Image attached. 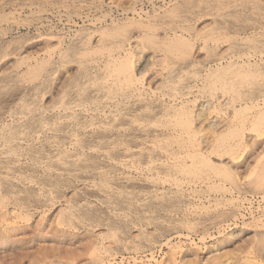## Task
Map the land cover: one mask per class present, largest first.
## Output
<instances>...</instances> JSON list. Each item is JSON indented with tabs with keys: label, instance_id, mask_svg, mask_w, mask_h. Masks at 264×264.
Instances as JSON below:
<instances>
[{
	"label": "rangeland",
	"instance_id": "1",
	"mask_svg": "<svg viewBox=\"0 0 264 264\" xmlns=\"http://www.w3.org/2000/svg\"><path fill=\"white\" fill-rule=\"evenodd\" d=\"M173 1L0 0V264H264V200H253L264 196V123L253 119L264 87L240 77L264 74V0ZM133 15L155 29L104 37ZM177 24L195 62L144 38L174 39ZM212 31L217 54L203 47ZM112 56H128L140 80L126 96ZM252 91L255 104L233 112ZM184 112L193 143L166 126ZM202 153L233 179L204 168Z\"/></svg>",
	"mask_w": 264,
	"mask_h": 264
},
{
	"label": "bare ground",
	"instance_id": "2",
	"mask_svg": "<svg viewBox=\"0 0 264 264\" xmlns=\"http://www.w3.org/2000/svg\"><path fill=\"white\" fill-rule=\"evenodd\" d=\"M150 1V0H149ZM170 1H172V2H174L173 0H170ZM219 1V0H218ZM222 1V0H221ZM61 2V1H60ZM143 2V1H142ZM177 2V1H176ZM176 2H175V4H176ZM227 2H228V0H227ZM135 3V5L136 4H138V3H136V2H134ZM171 3V2H170ZM173 4V3H172ZM174 4V5H175ZM264 4V3H263ZM106 5V4H105ZM177 5V4H176ZM220 5H222V4H220ZM224 5V4H223ZM222 5V6H223ZM112 6V5H111ZM179 6H182L181 4L179 5ZM132 7V6H131ZM162 7V6H161ZM177 7V6H176ZM218 7V6H217ZM256 7V6H255ZM43 8H44V6H43ZM159 8V7H158ZM211 8V7H210ZM260 8V7H259ZM122 9V8H121ZM128 9H130V8H128ZM206 9H208V7L206 8ZM258 9V8H257ZM262 9V8H261ZM45 10V9H44ZM141 10H142V8H141ZM175 9H170V11L169 12H172V11H174ZM219 10V9H218ZM11 11V10H10ZM128 11H133V13H136L137 12V10L135 9V7H132L130 10H128ZM196 11V10H195ZM208 11V10H207ZM206 11V12H207ZM233 11V10H232ZM63 12V11H62ZM126 13H127V11H125ZM200 12V11H199ZM174 13H175V11H174ZM208 13V12H207ZM13 14V13H12ZM138 14H139V12H138ZM147 14V13H146ZM209 14V13H208ZM213 14V13H212ZM244 14V13H243ZM110 15V14H109ZM148 15V14H147ZM251 15V14H250ZM70 16V15H69ZM107 16V15H106ZM154 16V15H153ZM68 17V16H67ZM80 17V16H79ZM135 16L133 15V17H128V19H127V21L126 22H124V23H118V24H116V25H112V26H107V27H105L104 29H102V32H103V35H104V37H107V38H111V37H115L116 35H120V34H124V32L126 31V29L129 27V26H131V25H137L138 27H141L145 32H147V31H149V30H154L155 29V27H156V25H157V23H152V22H148L147 21V23L146 22H144V21H142V20H137L136 18H134ZM148 17V16H147ZM155 17V16H154ZM198 17H200V16H198ZM261 17V16H260ZM112 18V17H111ZM201 18V17H200ZM231 18H234V16L233 17H231ZM246 18V17H245ZM2 19V18H1ZM87 19V18H86ZM122 19V18H121ZM243 20V19H242ZM245 20V19H244ZM146 21V20H145ZM18 22V21H17ZM209 22V21H208ZM238 22V21H237ZM114 23V22H113ZM230 23V22H229ZM246 23V22H245ZM261 23V22H260ZM76 24H78V23H76ZM225 24V23H224ZM224 24H222V25H224ZM249 24V23H248ZM259 24V23H258ZM161 25V24H160ZM254 25H255V23H254ZM257 25V24H256ZM226 26V25H225ZM236 26H238V25H236ZM247 26V25H246ZM263 26H264V24H263ZM51 27V26H50ZM178 27V24L176 25V26H174L173 25V30H174V32L175 33H173V34H175V40L174 39H172V38H170V36L168 37V40H160L158 37H157V35L155 34V33H151V34H147V35H145L144 36V38L146 39V40H148V41H151L153 44H155L156 46H155V48H159V49H162L163 51H165V53H166V55H167V58L170 60V61H174L173 59L175 58H180V57H186V56H188V58H190L191 60V63L192 62H195V60H197V59H195L198 55L196 54V50H195V45H194V43L192 42V41H190L189 39H187L186 37H180L178 34H177V30H176V28ZM171 28V27H170ZM214 28V27H213ZM246 28V27H245ZM252 28H254V26L252 27ZM263 28V27H262ZM6 29V28H5ZM223 29H224V27H223ZM172 30V31H173ZM187 30V29H186ZM213 30V29H212ZM217 30V29H216ZM220 30V29H219ZM252 30V29H251ZM236 31V30H235ZM49 32V31H48ZM150 32V31H149ZM148 32V33H149ZM153 32V31H152ZM222 32V31H221ZM51 33V32H50ZM216 33H218L217 31H212L211 32V36H209V38H206L205 40H204V49L206 48V49H208L207 47H211V48H209V50H213V47L211 46V45H209L208 46V44L210 43L209 41H213L212 43H214V42H219V40H220V38L218 37V36H215V34ZM263 33V32H262ZM146 34V33H145ZM219 34H221V33H219ZM207 35H208V33H207ZM244 35V34H243ZM192 37V36H191ZM237 37V36H236ZM241 37V36H240ZM246 37V36H245ZM127 38H128V36H124V38L122 39V40H120V41H118L117 42V40H116V43H113V44H108L107 42H105V45H103V48H102V50L100 51V52H105V51H107V52H109L111 55H112V52H113V49L114 48H122L123 46H124V42H125V40H127ZM249 38H250V36H249ZM258 38V37H257ZM131 39V38H130ZM222 39V38H221ZM230 39H232V38H230ZM247 39H248V37H247ZM108 40V39H107ZM129 41V40H128ZM199 41V40H198ZM250 41V40H249ZM115 42V41H114ZM209 42V43H208ZM234 42V41H233ZM216 44V43H215ZM247 45V44H246ZM256 46V45H255ZM254 46V48H256ZM234 47V46H233ZM259 47V46H258ZM128 48V47H127ZM263 48V47H262ZM93 49V48H92ZM258 49H261L260 47L258 48ZM122 50V49H121ZM120 50V51H121ZM125 50V48L123 49V51ZM139 50V49H138ZM135 51V50H134ZM137 51V50H136ZM198 51V50H197ZM214 52H215V50H213ZM254 51V50H253ZM261 51V50H260ZM142 52V51H141ZM208 52H210V51H208ZM217 52V51H216ZM215 52V53H216ZM228 52V51H227ZM226 52V53H227ZM257 52V51H256ZM94 53V52H93ZM120 53V52H119ZM198 53V52H197ZM214 53V54H215ZM233 53V52H232ZM258 54H259V51L257 52ZM92 53L90 52V51H88V50H84L82 53H81V57H85V56H90ZM114 54V53H113ZM128 54V53H127ZM161 54V53H160ZM195 54L197 55V56H195ZM217 54V53H216ZM229 54V53H228ZM260 54H261V52H260ZM61 56H63V57H65V54L64 53H62L61 52V54H60ZM111 55H109V56H111ZM209 55H210V53H209ZM212 55V54H211ZM257 55V54H256ZM129 56V55H128ZM128 56H124V57H115V56H112L111 57V59L109 60V66L111 65V70H110V76H112L113 78H114V82H115V85H117V87H119L120 89H121V91H122V94L124 95V96H126L127 94H128V90H127V88H129V87H132V86H134V85H136L137 83H138V81H140L139 80V78L136 76V74L134 73V71H133V66H132V63H131V61H130V58L128 57ZM214 56H216V55H214ZM170 57V58H169ZM240 57V56H239ZM137 58H139V57H137ZM210 58V57H209ZM261 58V57H260ZM161 59V58H160ZM211 59V58H210ZM213 59V58H212ZM221 59V58H220ZM189 60V59H188ZM218 60V59H217ZM233 60V59H232ZM48 61V60H47ZM46 61V62H47ZM153 61V60H152ZM178 61V60H177ZM209 61H211V60H209ZM234 61V60H233ZM237 61V60H236ZM51 62V61H50ZM107 62V61H106ZM99 63V62H98ZM108 63V62H107ZM190 63V62H189ZM199 63V62H198ZM211 63H213V62H211ZM215 63V62H214ZM137 64V63H136ZM194 64V63H193ZM233 64V63H232ZM55 65V64H54ZM104 65V64H103ZM215 65H216V63H215ZM221 65V64H220ZM234 65V64H233ZM48 66V65H47ZM247 66V65H246ZM45 67V66H44ZM64 67V66H63ZM155 67V66H154ZM205 67V66H204ZM220 67V66H219ZM157 68V67H156ZM209 68H211V67H209ZM209 68H207V69H209ZM212 68H213V66H212ZM211 68V69H212ZM215 68V67H214ZM250 68V67H249ZM41 69H42V67H41ZM47 69V68H46ZM52 69V68H51ZM61 69V68H60ZM86 69V68H85ZM206 69V70H207ZM222 69H224V67H222L221 66V68H220V71L222 70ZM261 69V68H260ZM137 70V69H136ZM214 70V69H213ZM219 70V69H218ZM250 70V69H249ZM252 70V69H251ZM259 70V69H258ZM210 69L205 73L204 71V73H205V75L204 76H202V81L203 80H206L207 79V77H209L210 76ZM242 71V70H241ZM253 71V70H252ZM256 71V70H255ZM58 72V71H57ZM156 72V71H155ZM200 72V71H199ZM216 72H219V71H217L216 70ZM45 73V72H44ZM151 73V72H150ZM160 73V72H159ZM203 73V74H204ZM239 73V72H238ZM168 74V73H167ZM195 74V73H194ZM193 74V75H194ZM197 74V73H196ZM195 74V75H196ZM216 74V73H215ZM218 74V73H217ZM85 75V74H84ZM172 75H174V74H172ZM178 75V74H177ZM187 75V74H186ZM190 76V75H189ZM197 76V75H196ZM236 76V75H235ZM103 77V76H102ZM199 77V76H198ZM230 77V76H229ZM228 77V78H229ZM240 77H241V79L243 80V81H246V83L248 82L249 84H252V85H255L256 84V82H259V81H262V82H260V85L262 86V87H264V74H262V73H259L258 74V72L257 73H248V72H241V74H240ZM240 77H238L239 79H240ZM113 78H112V80H113ZM157 78V77H156ZM213 78V77H212ZM226 78V77H225ZM235 78V77H234ZM172 79H174V77L172 78ZM209 79V78H208ZM211 79V78H210ZM93 80V79H92ZM153 80V79H152ZM165 80V79H164ZM168 80L169 79H167V80H165V82H168ZM188 80V79H187ZM190 80V79H189ZM224 80V79H223ZM229 80V79H228ZM231 80V79H230ZM154 81V80H153ZM201 81V80H200ZM209 82H211L210 80H209ZM214 82V81H213ZM238 82V81H237ZM169 83H171V87H172V89H177V84L175 83V81H169ZM190 83V82H189ZM204 83V82H203ZM225 83V82H224ZM239 83V82H238ZM245 83V82H244ZM245 83V84H246ZM206 84V83H205ZM214 84H215V82H214ZM236 84V83H235ZM100 85V84H99ZM144 85V84H143ZM179 85V84H178ZM257 85V84H256ZM259 85V84H258ZM158 86V85H157ZM189 86V85H188ZM211 86V85H210ZM218 86V85H217ZM235 86V85H234ZM243 86H245V85H243ZM250 86V85H249ZM209 87V86H208ZM259 87V86H258ZM257 87V88H258ZM79 88V87H78ZM83 88V87H82ZM143 88V87H142ZM207 88V87H206ZM215 88V87H214ZM255 88V87H254ZM183 89V88H182ZM187 89V88H186ZM189 89V88H188ZM208 89H210V88H208ZM239 89V88H238ZM108 90V89H107ZM118 90V89H117ZM144 90V89H143ZM152 90V89H151ZM156 90V89H155ZM257 93H258V91L256 90V88L254 89ZM158 91V90H157ZM213 91V90H212ZM211 91V92H212ZM236 91V90H235ZM142 92V91H141ZM148 92V91H147ZM236 92H238V91H236ZM251 92V91H250ZM121 93V92H120ZM181 93V92H180ZM208 93V92H207ZM214 93V92H213ZM247 93V92H246ZM119 94V93H118ZM179 94V93H178ZM183 94V93H182ZM239 94V93H238ZM252 95H247L248 97V101H247V98L246 97H244L246 94L245 93H243V97H240L239 99H237V101L235 100V102L236 103H238L239 102V104H240V102L241 103H243V101L245 102V103H247V106H243L242 105V107L239 109V108H237L236 106H235V108H233L234 110H233V112H235V113H239V112H243L244 110L245 111H247L249 108H248V106H249V104H255V100H256V96H255V94L253 95V91H252V93H251ZM260 94V93H259ZM142 95V94H141ZM176 95V94H175ZM174 95V96H175ZM113 96V95H112ZM118 96V95H117ZM150 96V95H149ZM232 96V95H231ZM241 96H242V94H241ZM143 97V96H142ZM154 97V96H153ZM157 97H158V95H157ZM176 97V96H175ZM237 97H238V95H237ZM258 97V96H257ZM262 97V96H261ZM144 98V97H143ZM140 99V98H139ZM191 99V98H190ZM213 100V99H212ZM85 101V100H84ZM96 101V100H95ZM123 101V100H122ZM225 101H226V99H225ZM263 101V100H262ZM97 102V101H96ZM101 103V102H100ZM123 103V102H122ZM205 103V102H204ZM244 103V105H246ZM93 104H94V102H93ZM142 104H144V103H142ZM85 105V104H84ZM137 105V104H136ZM208 105V104H207ZM251 105V106H252ZM83 106V105H82ZM125 106V105H124ZM210 106V105H209ZM229 106V105H228ZM233 106V105H232ZM241 106V105H240ZM255 106V105H254ZM257 106H258V104H257ZM117 107V106H116ZM224 107V106H223ZM230 107V106H229ZM234 107V106H233ZM101 108V107H100ZM106 108V107H105ZM256 108V107H255ZM254 108V109H255ZM49 109V108H48ZM95 109V108H94ZM93 109V110H94ZM186 109V108H185ZM216 109H218V108H216ZM109 110V109H108ZM188 110V109H187ZM111 111V110H110ZM120 111V110H119ZM231 111V110H230ZM250 111H252V110H250ZM93 112V111H92ZM182 112V111H181ZM219 112V111H218ZM256 114L254 115L255 116V118H253V119H255V121H256V123H255V128H259L263 123H264V107H263V109H261V110H255L254 111ZM104 113V112H103ZM113 113V112H112ZM199 113V112H198ZM253 113V112H252ZM48 114V113H47ZM129 114V113H128ZM173 114V113H172ZM244 114V113H243ZM243 114H241V115H243ZM247 114H249V113H247ZM99 115V114H98ZM182 115H186V116H181L178 120H175V119H170L169 120V122H167V124H166V126L167 127H169V128H171V127H176V126H181L182 128H183V130L186 132V134H187V136H188V138H189V140L187 141L188 143L190 142V143H193L194 142V136H195V129H194V127H193V121H191V118L189 117V115H188V113L187 112H184ZM239 115V114H238ZM246 115V114H245ZM245 115H243V117H245V119H247L246 117L247 116H245ZM176 116H179V115H176ZM196 116V115H195ZM27 117V116H26ZM85 117V116H84ZM104 117V116H103ZM200 117V116H199ZM222 117V116H221ZM239 117V116H238ZM242 117V118H243ZM113 118V117H112ZM193 118V117H192ZM235 118H236V115H235ZM198 119V118H197ZM226 119V118H225ZM245 119H243L244 121H245ZM200 120V119H199ZM242 120V121H243ZM250 119L248 118V120L247 121H245V122H242V125H243V127H245V126H248L247 124H249L248 123V121H249ZM79 121V120H78ZM223 121V120H222ZM236 121V120H235ZM165 122V121H164ZM217 122V121H216ZM250 122V121H249ZM253 122V121H252ZM27 123V122H26ZM54 123V122H53ZM197 123V122H196ZM200 123H201V121H200ZM222 123V122H221ZM241 123V122H240ZM214 124V123H213ZM220 124V123H219ZM218 124V125H219ZM235 125H237V124H234V126ZM241 125V124H240ZM250 125V124H249ZM63 126V125H62ZM108 126V125H107ZM110 126V125H109ZM112 126V125H111ZM114 126V125H113ZM112 126V127H113ZM116 126V125H115ZM57 127H59V126H57ZM65 127V126H64ZM156 127V126H155ZM203 127H205V126H203ZM240 127V126H239ZM249 127H251V125L249 126ZM248 127V128H249ZM3 128V127H2ZM62 128V127H61ZM98 128V127H97ZM96 128V129H97ZM105 128V127H104ZM103 128V129H104ZM206 128V127H205ZM233 128V127H232ZM235 128V127H234ZM247 128V129H248ZM1 129V128H0ZM58 129V128H57ZM91 129V128H90ZM107 129V128H106ZM177 129V128H176ZM181 129V128H180ZM112 130V129H111ZM110 130V131H111ZM120 130V129H119ZM211 130V129H210ZM228 130V129H227ZM183 131V132H184ZM95 132V131H94ZM172 132V131H171ZM175 133V132H174ZM96 134V133H95ZM99 134H100V132H99ZM105 134V133H104ZM103 134V135H104ZM107 134L109 135V133H108V129H107ZM14 135H16L14 132L13 133H10L9 134V136H11V137H13ZM208 135V134H207ZM89 136V135H88ZM97 136V135H96ZM107 136V135H106ZM106 136H105V138H106ZM102 137V136H101ZM88 138V137H87ZM91 138V137H90ZM166 138V137H165ZM241 138V137H240ZM239 138V139H240ZM107 139V138H106ZM140 139V138H139ZM4 140V139H3ZM87 140V139H86ZM163 140V139H162ZM254 140V139H253ZM80 142V141H79ZM82 142V141H81ZM88 142V141H87ZM216 142V141H215ZM214 142V143H215ZM5 143V142H4ZM196 143V142H195ZM236 143V142H235ZM238 143V142H237ZM263 143V142H262ZM160 144V143H159ZM164 144V143H163ZM169 144V142L168 143H166L165 145H168ZM183 144V143H182ZM242 144V143H241ZM256 144V143H255ZM170 145V144H169ZM192 145V144H191ZM214 145V144H213ZM234 145V144H233ZM261 145V144H260ZM230 146V145H229ZM5 147V146H4ZM77 147V146H76ZM141 147V146H140ZM162 147H164V146H162ZM192 147V146H191ZM231 147V146H230ZM234 147V146H233ZM232 147V148H233ZM256 147V146H255ZM20 148V147H19ZM88 148V147H87ZM236 148H238V146L236 147ZM126 149V148H125ZM141 149V148H140ZM24 150V149H23ZM28 150V149H27ZM131 150V149H130ZM181 150V149H180ZM235 150V149H234ZM196 152V151H195ZM12 153V152H11ZM22 156V155H21ZM195 156V155H194ZM209 157V156H208ZM106 158V157H105ZM192 158V157H191ZM117 159H119V158H117ZM197 160L204 166V168L205 167H207L208 169L210 168L211 170H213V172H215V173H219V174H221V175H223V176H226V177H229V178H231V179H233V175H232V173H230V172H228V171H221V170H218V169H216L215 167H213L212 165H211V163H210V161H209V159L206 157V156H204L203 155V153H202V155L200 154V155H197ZM138 163V162H137ZM18 164V163H17ZM165 165V164H164ZM150 166V165H149ZM181 167V166H180ZM150 168V167H149ZM194 171V170H193ZM30 172V171H29ZM103 172V171H102ZM263 173H261V174H259V175H264V171H262ZM166 177V176H165ZM174 177V176H173ZM9 179V178H8ZM175 180V179H174ZM165 181V180H164ZM170 181V180H169ZM187 181V180H186ZM21 182V181H20ZM250 182V181H249ZM256 182V181H255ZM68 183V182H67ZM188 183V182H187ZM260 183V182H259ZM25 184V183H24ZM57 185V184H56ZM27 186V185H26ZM44 186V185H43ZM47 187V186H46ZM100 187V186H99ZM255 188V187H254ZM43 190V189H42ZM133 191V190H132ZM177 195V194H176ZM5 197V196H4ZM255 197H261V199H263L264 200V196H254L253 197V200L255 199ZM48 198V197H47ZM135 199V198H134ZM3 207V206H2ZM124 214V213H123ZM120 215V214H119ZM61 230V229H60ZM158 230V229H157ZM16 231V230H15ZM4 232V231H3ZM6 232V231H5ZM58 235V234H57ZM263 238L261 239L262 240V243H263V245H264V233H263V236H262ZM204 239V238H203ZM169 240V239H168ZM259 240V239H258ZM262 247H264V246H262ZM99 249V248H98ZM262 250H264V248L262 249ZM101 253V252H100ZM97 256V255H96ZM153 256V255H152ZM109 261V260H108Z\"/></svg>",
	"mask_w": 264,
	"mask_h": 264
}]
</instances>
